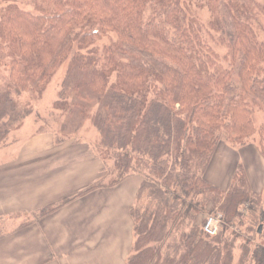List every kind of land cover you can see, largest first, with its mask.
I'll use <instances>...</instances> for the list:
<instances>
[{"label": "trees", "instance_id": "1", "mask_svg": "<svg viewBox=\"0 0 264 264\" xmlns=\"http://www.w3.org/2000/svg\"><path fill=\"white\" fill-rule=\"evenodd\" d=\"M73 1L79 4L66 9L54 3L51 12L47 5H33V11L6 6L0 14V47L17 58L10 62L9 82L17 93L37 87L68 62L63 86L73 94L69 106L76 108L67 112L79 118V128L95 107L88 118L99 134L95 149L104 163L112 162L111 182H95L80 195L138 176L140 193L146 189L153 202L141 211L137 198L130 208L135 240L127 264H232L239 234L225 236L240 216L238 209L250 204L258 223H264V210L242 166L228 191L213 186L204 173L223 135L240 147L257 135L264 156V125L257 128L252 120L253 107L264 102V45L252 28L254 16L232 0L222 6L223 17L211 13L215 32L229 38L230 57L220 59L179 0ZM109 33L115 36L111 46L90 48ZM61 97L57 110L67 104ZM11 100L0 93V148L8 134L1 122L15 112ZM203 201L221 204L222 229L215 237L203 233L205 220L196 224L206 208ZM55 208L48 206L41 215ZM181 225L187 232L179 244L167 243ZM240 247L237 264H264L262 245L251 249L247 240Z\"/></svg>", "mask_w": 264, "mask_h": 264}, {"label": "rangeland", "instance_id": "2", "mask_svg": "<svg viewBox=\"0 0 264 264\" xmlns=\"http://www.w3.org/2000/svg\"><path fill=\"white\" fill-rule=\"evenodd\" d=\"M179 1L182 5L188 8L187 12L194 20L195 26L200 28L202 31L203 39L218 54L219 58L223 59L226 55L230 57V49L227 46L229 38H227L226 35L225 37H221L220 32L216 33L215 28L211 25V20L214 18V15L212 16L211 13L213 12L223 17L225 15L223 10L225 9L222 6L227 3V1L216 0L214 4L210 3L214 0H202V2L201 0ZM232 1L237 2L239 6H242V8L254 16L251 21L252 28L258 43L264 45V0ZM11 3L28 11H33V5H36L37 8L41 9L45 8L47 5L45 10L49 12L55 10L54 3H60L64 5L66 9L74 8L75 4H79L77 1L74 3L73 0H53L52 3H50L51 5L46 4L45 0H0V14L4 11L6 6ZM88 11L89 9L86 8L85 12L88 13ZM145 11H149L148 8H145ZM114 41L115 36L112 33H109L108 35H103L102 38L96 41V43L90 48L99 49V51H101L104 47L106 48L111 46ZM14 59H17L14 53H10L5 46L0 47V93L7 92L12 99L11 101L13 102V106L15 107V112L13 113V118L15 119L11 116H7L1 122V124L4 125V129L8 131V134L0 148V159L20 153L24 150V147L27 146V143L30 140L43 135H49V137L54 138L52 146L56 147L50 152L57 151V154L55 155L56 157H53V160L50 162L55 164L60 162V169L71 170L74 162L69 163L67 161L69 159L68 156L74 155L73 157H75L76 155H79L80 158H82L80 159L82 161V171H87V165L89 163L91 165L90 170H97L98 173L102 170L100 173L101 175H98L96 182L103 181L104 185H108L113 179V176H110L112 162L106 160L104 163L98 156L99 153L97 154L95 147L99 142V134L95 130L91 121L88 119L94 114L95 107H92L94 109L89 111L85 120L83 119L84 121L80 123L79 128H77L79 126V118L77 116L69 115L67 112V108H76L75 106H69L72 102H74L72 100L73 94L70 92V89H65L63 86L68 62H64L58 71L47 82H41L37 85V87L28 86L26 89H22L19 93H17L14 87L15 85L9 82L7 75L8 69L10 68V62ZM228 63L229 59L228 62L222 61L224 67H227ZM261 67L264 68V62L261 64ZM233 81L235 82L234 85L237 87L238 91H241L240 84L239 86L236 85L239 83L238 76H233ZM61 94L67 99V104L61 107L63 109L57 110L55 109V104L63 101ZM253 108L257 109H254L253 111L252 120L254 125L259 128V126L264 125V102L258 101L257 106ZM221 138L222 140L218 145L216 154L208 166V169L204 173V178L209 180L213 186L218 187L221 191H228L231 185L230 179L234 175V171L238 166H242L247 173L246 176L248 175L247 178H249L248 181L252 191L259 197L260 204L258 207L260 208L261 206L264 210V156H262L259 151L258 136H252L250 139L246 140V144L241 147L238 144L232 145L226 142L224 135ZM57 140H60L61 142H58ZM5 148L8 149L4 150ZM253 148H255L256 151H254ZM94 156L99 159L101 165H99L98 160L94 162ZM62 158H65V160H62ZM94 164H96L95 168H93ZM100 189L111 188L102 187ZM215 196L216 198H213L217 199V195ZM137 198V205L141 211H143L146 207H150V204H153L151 199L148 198V191L146 189L143 190V192L141 191V193L139 192ZM204 201L203 203L206 207L205 211L199 215L196 224L201 226L207 217H216L220 221L219 234L222 229L223 220V215L219 212L221 204H217L216 206L207 205ZM249 206L251 205L243 204L238 209V214L240 216L233 220L234 223L232 222L225 236L228 238L231 237L230 233L239 234V238H237L238 240H236L232 252V264L238 263L242 254L240 246H242L245 241H249L251 249H253L254 246L262 245V247H264V223H258L257 217H254V214L249 209ZM258 207H253L255 212L259 210ZM178 208L180 207L178 206ZM25 219L26 216L20 217L17 220L18 223L16 226H14L13 222L10 224L9 222L1 220L0 235L1 233L13 232L15 227L16 229L14 232L22 233L25 229H28V226L39 220L40 216L35 218L33 216L32 222L29 221L30 219L27 217L29 223H27ZM22 220L24 223H19ZM167 230L168 228L165 229V232L163 231L160 233V242L158 243L163 241ZM182 232H187V228H185L184 225L179 226V229H175L172 232L171 238L167 239L166 242H177ZM133 239L135 240L134 235ZM178 244L179 242L176 243V245ZM132 253L133 246L130 256ZM246 264L250 263L247 261Z\"/></svg>", "mask_w": 264, "mask_h": 264}, {"label": "crops", "instance_id": "3", "mask_svg": "<svg viewBox=\"0 0 264 264\" xmlns=\"http://www.w3.org/2000/svg\"><path fill=\"white\" fill-rule=\"evenodd\" d=\"M53 139L37 137L20 153L0 159V221L16 226L20 217L29 223L40 216L22 233L14 232L16 227L1 233L0 264H127L134 240L129 211L142 178L81 196L102 170H90L88 163L82 171L79 155L66 159L74 162L71 170L60 169V162H50L57 154L50 152L56 148ZM48 206L56 208L42 216Z\"/></svg>", "mask_w": 264, "mask_h": 264}, {"label": "built area", "instance_id": "4", "mask_svg": "<svg viewBox=\"0 0 264 264\" xmlns=\"http://www.w3.org/2000/svg\"><path fill=\"white\" fill-rule=\"evenodd\" d=\"M219 219L213 216L206 218L203 225V232L208 237H215L219 232Z\"/></svg>", "mask_w": 264, "mask_h": 264}, {"label": "water", "instance_id": "5", "mask_svg": "<svg viewBox=\"0 0 264 264\" xmlns=\"http://www.w3.org/2000/svg\"><path fill=\"white\" fill-rule=\"evenodd\" d=\"M259 231H260V228H259Z\"/></svg>", "mask_w": 264, "mask_h": 264}]
</instances>
